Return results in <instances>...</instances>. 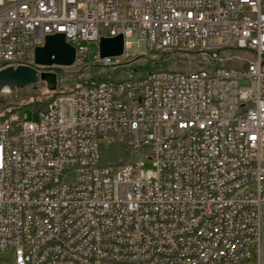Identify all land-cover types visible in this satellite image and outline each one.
Here are the masks:
<instances>
[{
	"label": "built area",
	"instance_id": "1",
	"mask_svg": "<svg viewBox=\"0 0 264 264\" xmlns=\"http://www.w3.org/2000/svg\"><path fill=\"white\" fill-rule=\"evenodd\" d=\"M57 33L75 64L122 74L57 88L33 105L37 121L0 110V252L14 264H262L264 0H0V70L54 72L35 57ZM118 35L123 54L101 57ZM133 36L195 68H134L148 52L130 54ZM103 141L140 154L101 165Z\"/></svg>",
	"mask_w": 264,
	"mask_h": 264
},
{
	"label": "rangeland",
	"instance_id": "2",
	"mask_svg": "<svg viewBox=\"0 0 264 264\" xmlns=\"http://www.w3.org/2000/svg\"><path fill=\"white\" fill-rule=\"evenodd\" d=\"M133 46L130 49V54L143 55L148 52V47L145 41H141L137 36L131 38ZM97 45L91 44L90 50L92 56L97 53ZM238 64V63H237ZM150 65L149 69L153 68H176V69H194L195 65L191 61L190 57L184 56L177 52H161L150 51L148 52V58H138L133 64L134 68L144 69L145 66ZM54 72L58 74L60 83L58 85V91L63 89H71L82 82L90 79L94 73L108 76H117L122 74V70H115L113 68H104L100 64L94 62H85L80 64H74L73 66H56L53 68ZM126 69V68H125ZM147 70V69H146ZM139 75H143V72H139ZM242 84L248 85L249 82H243ZM54 92L47 89L45 82H38L36 84L27 86L23 89L9 91L0 90V110L11 111L16 108H23L27 114V119L30 121H37L39 117L38 110L33 107L38 101L48 99ZM140 153H132L125 148V146L118 141L106 142L103 141L101 145V165H109L112 167L116 164L123 163L126 160L139 156ZM262 156L264 157V149L262 150ZM145 169L153 168L152 161L145 162ZM261 261L264 264V216H263V231L261 241ZM251 261L258 260V251L256 244L252 247ZM1 264H14V257L10 251L0 252Z\"/></svg>",
	"mask_w": 264,
	"mask_h": 264
},
{
	"label": "water",
	"instance_id": "3",
	"mask_svg": "<svg viewBox=\"0 0 264 264\" xmlns=\"http://www.w3.org/2000/svg\"><path fill=\"white\" fill-rule=\"evenodd\" d=\"M124 52V37L102 38L100 41L101 57L119 56ZM76 48L66 41L63 33L48 35L45 43L37 47L35 63L41 66H73L76 62ZM45 82L47 89L55 92L58 88V74L42 71L36 67L21 65L0 70V90L9 87L13 90L23 89L38 82Z\"/></svg>",
	"mask_w": 264,
	"mask_h": 264
},
{
	"label": "trees",
	"instance_id": "4",
	"mask_svg": "<svg viewBox=\"0 0 264 264\" xmlns=\"http://www.w3.org/2000/svg\"><path fill=\"white\" fill-rule=\"evenodd\" d=\"M150 67H151L150 65H147V66H145V68H144L143 70L149 69ZM106 78H107L106 75H101V74H98V73H94V75L91 76L90 79H88V80L85 81V82H82L81 84H87V85H89V84H96V83H98V82H100V81H102V80H104V79H106ZM53 94H54V93H53ZM46 100H47V99H46ZM46 100L38 101L37 104L43 103V102H45ZM17 109H18V108L13 109V110H11V111H14V110H17ZM19 109H22V108H19ZM6 112H9V111H6Z\"/></svg>",
	"mask_w": 264,
	"mask_h": 264
},
{
	"label": "bare ground",
	"instance_id": "5",
	"mask_svg": "<svg viewBox=\"0 0 264 264\" xmlns=\"http://www.w3.org/2000/svg\"><path fill=\"white\" fill-rule=\"evenodd\" d=\"M110 57H119V56H110ZM3 91H9V92H11V91H13V89H11L9 87H5V88L2 89V92Z\"/></svg>",
	"mask_w": 264,
	"mask_h": 264
}]
</instances>
